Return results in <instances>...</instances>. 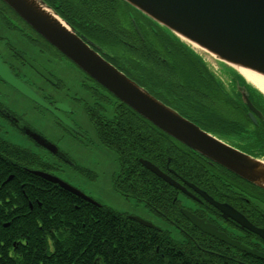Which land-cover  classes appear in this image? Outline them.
<instances>
[{"label":"trees","instance_id":"obj_1","mask_svg":"<svg viewBox=\"0 0 264 264\" xmlns=\"http://www.w3.org/2000/svg\"><path fill=\"white\" fill-rule=\"evenodd\" d=\"M43 1L76 31L64 14L49 4L50 0ZM53 1H59L61 6L71 3L76 14L95 24L90 28V37L95 42L89 41L108 56V62L119 61L133 67L141 75V78L133 75L135 82L155 98L202 130L233 137L242 152L264 157V120L256 126L250 122L237 86L247 90L250 102L263 116L264 99L234 70L223 68L234 91L230 95L201 59L178 38L123 1ZM148 64L150 69L145 67ZM173 77L181 79L182 87ZM117 115L111 122L94 123L98 142L117 156L119 170L112 182L117 193L135 198L159 217L178 221L181 218L176 209L178 192L143 168L139 159L162 171L169 162V168L181 179L207 191L220 202L234 207L241 205L250 221L264 226L260 215L264 207L257 201L254 187L239 184L232 174V178L221 176L200 156L129 108H118ZM4 157L0 153V264L162 263L160 255L164 247L160 241L164 233L132 223L110 208L95 207L40 177L25 173L19 176V171L10 163L1 160ZM10 176L13 179L8 181ZM29 203L31 210L27 207ZM180 221L182 230L191 238L196 237L197 231L184 219ZM207 239L206 245L215 250L216 246L209 243L212 240ZM184 252L191 250L185 248ZM248 259L252 264H264L250 256ZM189 261L183 259L182 264H192Z\"/></svg>","mask_w":264,"mask_h":264},{"label":"water","instance_id":"obj_2","mask_svg":"<svg viewBox=\"0 0 264 264\" xmlns=\"http://www.w3.org/2000/svg\"><path fill=\"white\" fill-rule=\"evenodd\" d=\"M1 1L57 52L103 87L121 104L191 152L264 191V157L242 152L237 147L239 143H236L233 137L208 133L155 98L149 91L108 62L95 50L92 42L78 35L43 0ZM121 1L147 20L170 32L181 43L184 42L183 44L201 59L217 82L230 95H234V91L231 88L230 80L223 73L224 67L234 70L248 86L258 92L264 99V96L251 86L237 70V68L248 70L264 77V0ZM135 29L139 35L138 29ZM24 60L37 73L47 78V74L33 61L27 57H24ZM210 64L216 66L214 70L210 68ZM219 64L222 68L221 74L229 84L228 88L215 74V72L219 73ZM0 79L39 106L49 110L61 123L77 131L68 120L59 114L58 111L64 106L50 107L40 98L38 93L19 81L1 61ZM47 79L50 80L49 76ZM237 92L242 103L248 109V119L256 126L257 122L264 120L262 112L257 110L250 102L247 90L244 87L237 86ZM214 136L229 139L235 147L219 141ZM35 140L51 152H57L56 148L44 139L43 141L38 138ZM139 164L170 187L185 195L192 196L186 188L191 189L218 210L224 219L234 221L241 229L257 235L264 241V230L253 226L230 205L214 201L205 192L186 181L182 182L184 185L182 186L148 161L139 159ZM34 175L93 203L92 200L52 175L41 172H34ZM181 214L202 233L264 261V254L227 238L207 221L198 219L187 210H182ZM133 220L143 227L154 228L151 223L140 218H133Z\"/></svg>","mask_w":264,"mask_h":264},{"label":"flooded vegetation","instance_id":"obj_3","mask_svg":"<svg viewBox=\"0 0 264 264\" xmlns=\"http://www.w3.org/2000/svg\"><path fill=\"white\" fill-rule=\"evenodd\" d=\"M59 3V1H49V4L52 7L57 9L58 12H60L62 15L64 14V18L76 29L78 35L87 40L95 42L94 39L90 37V28L94 27L95 24H91L87 20L83 19L82 16L76 14L74 9L72 8L73 6L71 5V3H66L63 6H61ZM0 21V44H2L0 50V61L10 69L12 74L19 81L23 82L28 87L33 89L36 93H38L40 98L50 107H54L56 105L64 106V108L60 109L58 112L63 118L68 120L67 115L72 114L74 112V109L72 107H66V105H63L60 101L52 100V98H50L49 95L45 94L44 91H46V89L48 88L52 89L53 87L54 90L62 88V84L64 81L51 71V67L56 62H59L61 65L66 66L70 69L71 66L67 63H70L72 66L73 64L63 55L57 52L50 44H48L41 36H39L1 0ZM95 50L98 51L107 61L110 60L108 59V56L103 55V52L99 48L95 47ZM24 57L29 58L36 65H38L47 74V78L49 76L50 80L40 75L33 68H31V66L24 60ZM110 63L113 64L112 62ZM117 63L119 65H117ZM113 65L118 70H120L119 66H121L128 72L132 73V75H128L125 71H121L122 69L120 70L132 80H134L133 75L141 78V75L131 66H127L122 63L120 64L119 61H116V64ZM77 69V67H72V70L77 71ZM78 72L82 74L79 84L85 92L86 96L84 94H82L81 96H74L72 100L79 103L85 108L87 119L90 122L93 130L95 122L103 124L106 123V121H113L114 118L118 116V108L124 109V107L126 106L121 104L120 101H118L95 81L86 76L81 70L78 69ZM173 104L179 105L176 102ZM47 113L49 115H53L49 110L39 106L38 104L15 90L5 81L0 79V153L5 156L4 159L1 160L6 163H10L15 168V170L19 171V176H21L23 173L35 176L34 172H41L52 175L61 180L57 175H55L56 172L61 171L60 165H72L71 160L64 154L59 146L55 142H53L51 138L45 136L40 130H38V128H36V126L32 122L33 117L37 118L39 116H42L45 118L47 117ZM59 123L66 128L68 127L60 121ZM67 129L68 131L70 130L69 132L72 131L71 133L77 138L82 137V133L77 128V131H74L69 127ZM214 137L229 146L235 147L227 138L221 139L217 136ZM36 138H38L40 141H43L44 139L49 144L54 146L57 152L53 153L50 150L46 149L35 140ZM193 154L195 156H198L195 153ZM202 160L205 161L208 167L219 173L221 176L225 178H232L231 173L227 172L223 168L203 158ZM162 172L168 175L174 181L184 186L182 183L184 180L181 179L174 170L169 168V162L166 163V167ZM235 178L236 181L241 185L254 187L255 189H253V191L257 196V201L261 202L262 207H264V191L260 188L248 184L247 182L241 180L236 176ZM11 179H13V176H10L8 181ZM68 185L71 186L70 184ZM71 187L84 195L86 198L92 200L93 203H90L91 205L98 208L107 207L98 199L91 196V194H94L91 190L83 189L80 187ZM22 188L23 186L21 185L20 189ZM198 189L205 192L206 195L211 197L214 201L221 204L230 205L229 203L218 201L207 191L201 188ZM186 190L192 196L185 195L176 190L178 192V195L175 199H177V201L179 202V206L176 209L178 214L181 216V218L176 222L170 221L163 216L159 217L157 215V212H152L150 208L146 207L145 204H141L135 198L120 195L115 190L114 191L127 202H135L136 205H141V207L132 206L129 209L131 212L128 213H120L110 207L107 208H110L111 210L124 215L125 218H127L132 223L140 225L135 220H133V218H140L146 222H149L154 227L151 228V230H154L158 233L162 232L165 234V237L160 241V243L162 242V245L164 247L163 255H160V259L162 261L161 264H182L183 259L187 261L190 260L189 262L192 264H252L249 263L248 256H253L245 252H241L223 242H220L202 233L197 228L193 227L183 217V215L181 214L182 210H187L198 219L207 221L210 225L214 226L219 233L227 236V238L264 254V241L260 237L248 232L247 230L241 229L240 226L234 221L224 219L221 213L212 205L208 204L204 200V198H202L200 195L189 188H186ZM77 198L81 199L80 197ZM185 200L188 201L190 205H186L184 203ZM83 201L86 202V200ZM230 206L237 212L242 214L253 226L264 230V226L260 222H252L249 218H247L246 213H243V208L241 205L236 207L232 205ZM27 207L30 210L32 209V205L30 203L27 205ZM139 208L154 220L159 221L161 224H165L167 226V230H163L153 222L137 215L135 209ZM260 215L264 220V213H260ZM181 219H184L187 225L189 224L197 231L196 237L191 238L184 230H182L180 223ZM207 238L212 240L209 241V243L216 246V248H214L215 250H213L210 245H206L204 241L208 240ZM185 248L190 249L191 252H184ZM157 251L158 249H156V252ZM257 260L262 261L260 259Z\"/></svg>","mask_w":264,"mask_h":264},{"label":"rangeland","instance_id":"obj_4","mask_svg":"<svg viewBox=\"0 0 264 264\" xmlns=\"http://www.w3.org/2000/svg\"><path fill=\"white\" fill-rule=\"evenodd\" d=\"M1 47L2 44H0V50ZM197 53L199 52L197 51ZM67 64L71 66V69L61 65L59 62H56L51 67V71L64 81L62 88L58 90H54V87L52 89L48 88L44 92L49 95L52 100L60 101L63 105H66V107H72L74 109L72 114L67 115L68 121L82 133V137L77 138L71 133L72 131H68V127L66 128L61 125L55 116L49 115L48 113L45 118L42 116L37 118L33 117L32 122L45 136L51 138L71 160L72 165L61 164V171L56 172L55 175L73 187L91 190L94 193L91 194L92 197L98 199L105 206L115 211L120 213L131 212L129 210L130 207H141V205H136V203L132 201L127 202L113 190V178L117 175L119 170L117 156L114 152L103 147L98 142L95 132L87 119L85 108L72 100L74 96L85 95V92L79 84L82 74L78 72V69L77 71L72 70V67L76 68L74 65L72 66L70 63ZM145 67L150 69L149 64L147 66L145 65ZM215 67V65L210 64L211 69L214 70ZM221 69L219 64V73L215 72V74L221 79L225 87L228 88L229 84L221 74ZM173 80H177L178 85L182 82L179 77H173ZM219 110L223 111L221 109ZM216 111L221 114L218 110ZM184 203L190 205L186 200ZM135 212L142 218L153 222L161 229L167 230L165 224H161L159 221L154 220L140 208L135 209Z\"/></svg>","mask_w":264,"mask_h":264},{"label":"bare ground","instance_id":"obj_5","mask_svg":"<svg viewBox=\"0 0 264 264\" xmlns=\"http://www.w3.org/2000/svg\"><path fill=\"white\" fill-rule=\"evenodd\" d=\"M63 26L65 25L63 24ZM237 70L251 86L257 89L264 96V77L260 76L259 74L250 72L248 70H244L240 68H237Z\"/></svg>","mask_w":264,"mask_h":264}]
</instances>
